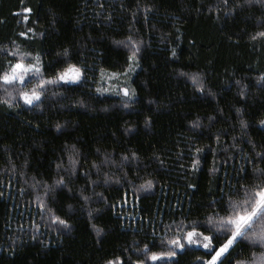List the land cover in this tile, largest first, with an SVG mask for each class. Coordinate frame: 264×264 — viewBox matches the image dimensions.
<instances>
[{
    "label": "trees",
    "instance_id": "trees-1",
    "mask_svg": "<svg viewBox=\"0 0 264 264\" xmlns=\"http://www.w3.org/2000/svg\"><path fill=\"white\" fill-rule=\"evenodd\" d=\"M261 32L264 0H0V75L40 68L0 80V264H206L183 237L223 243L219 220L264 185ZM70 66L80 80H55ZM107 72L128 96L98 91ZM41 78L57 82L26 104ZM221 259L264 264V243L240 236Z\"/></svg>",
    "mask_w": 264,
    "mask_h": 264
},
{
    "label": "snow or ice",
    "instance_id": "snow-or-ice-1",
    "mask_svg": "<svg viewBox=\"0 0 264 264\" xmlns=\"http://www.w3.org/2000/svg\"><path fill=\"white\" fill-rule=\"evenodd\" d=\"M227 0H225V3ZM25 12H30V9H24ZM27 19V17H25ZM21 35H24V33H21ZM257 35L264 36V32L258 33ZM255 37H253L254 39ZM129 42L134 47L133 55L132 57H129L130 59L135 57L136 52L139 51V47L136 46L135 41H131V38L129 37ZM118 43H124V42H118ZM67 54V50H65V55ZM172 55L175 56L176 52L173 50ZM39 62V57H37V64H29L25 66L22 62H17L15 64L10 65V71L6 72L2 75H0V80H3L5 84H11L14 81H20L21 83L24 82L25 76L29 75V73L39 74L40 68L37 66ZM81 78V72L79 69L75 68L74 66H70V69L65 71L64 73H61L57 77L58 80H71L73 82L80 80ZM193 81L197 80L196 76L192 77ZM260 79H264V76H261ZM54 80H45L43 78L40 79V83L37 87L40 88L39 91L36 90V88H33V90L29 93L27 91L20 92L19 95L23 98L26 104L28 105H34V103L38 106L39 102L41 101V96L44 91V86L48 83H54L57 82ZM99 91V89H98ZM9 95H11L9 93ZM124 95L128 96L129 91L128 89H124ZM241 95H243V92H241ZM8 103L11 105V101H8ZM239 111V109H237ZM211 119V118H210ZM195 123V122H194ZM262 124H264V121H261ZM242 126H247L244 121H241ZM198 126V125H197ZM57 128H60V125H56ZM197 152L201 151L200 149L196 150ZM133 157L136 156L135 153L132 154ZM259 155V154H258ZM127 159V157H125ZM196 161H193V167H196ZM95 166V164L93 165ZM246 171V170H245ZM58 184L63 183V180L57 181ZM146 186L148 188L152 187L151 181L146 183ZM192 187H195L194 185ZM257 199H255L254 204L251 205L250 211H242L237 212L236 208L240 207L239 205H233V211L234 214L227 217V218H221L218 223V228L221 229H231V233L228 234L227 232L223 233L224 235H227V239L220 243L217 236L214 235H205L204 232H201L198 230L197 227H192L190 231L187 232L186 236L183 237V239L187 242V245H202L205 249H210L209 255L210 259L207 261V264H222V257L225 256V254L229 253L230 248L234 245L237 238L240 236H246L248 239L252 240L253 242L259 241L261 243H264V224L259 229L251 228L250 230V222L253 221L254 217H257L262 222H264V185L259 187V190L255 192ZM87 199V197H84ZM251 199V197H249ZM244 205H248V201L246 200L244 202ZM54 220L59 221L60 224L67 227V221L61 220L59 217H53ZM209 224L216 223L211 218L208 221ZM202 238V239H201ZM216 240L219 244L218 247L213 246V241ZM168 244L172 245L176 249H184L185 244L181 242V237L178 235L175 239L169 240L167 242ZM145 249H148V245L146 244L144 246ZM137 251H140V249H137ZM175 256L176 252H168V253H162L160 257L157 256L155 252L151 253V259L153 261H156L160 259L162 256ZM111 264V262H109ZM136 264H143L142 261H136Z\"/></svg>",
    "mask_w": 264,
    "mask_h": 264
},
{
    "label": "rangeland",
    "instance_id": "rangeland-1",
    "mask_svg": "<svg viewBox=\"0 0 264 264\" xmlns=\"http://www.w3.org/2000/svg\"><path fill=\"white\" fill-rule=\"evenodd\" d=\"M23 64L25 66L29 65L27 63H23ZM33 64H37V63H33ZM75 68L78 69V67H75ZM69 69H70V67H68L65 71H67ZM64 72H62V73H64ZM34 75H35L34 73H29V75L25 76V79H24L23 83H21L18 80L14 81V82H19L21 84H24L26 81H28L30 79L31 76H34ZM124 79H125V76L122 75V74L109 73V72L103 73V75L101 76L100 80L98 81L97 89H99V91H101V92L113 93V94H116V95L123 96L124 95V89H127L126 84L124 82ZM55 80H57V78ZM58 81L73 82L71 80H58ZM33 88L38 89L39 87L35 86ZM33 88L31 90H33ZM27 92L30 93L31 91H27Z\"/></svg>",
    "mask_w": 264,
    "mask_h": 264
}]
</instances>
